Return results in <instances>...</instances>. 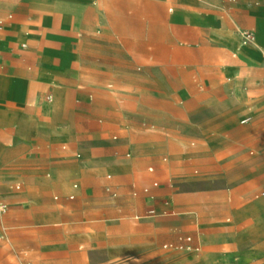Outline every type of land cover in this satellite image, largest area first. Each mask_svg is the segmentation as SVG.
Here are the masks:
<instances>
[{"label": "crops", "instance_id": "1", "mask_svg": "<svg viewBox=\"0 0 264 264\" xmlns=\"http://www.w3.org/2000/svg\"><path fill=\"white\" fill-rule=\"evenodd\" d=\"M217 1L0 0V202L8 207L0 221L179 219L186 225L198 222L192 210L201 205L209 209L203 219H264V188L255 195L260 201H248L249 192L230 209L222 190L174 191L168 181H189L192 168L207 166L236 195L264 175V0H230L226 20L213 10ZM165 5L199 38L196 56L184 66L139 55L155 39V12ZM240 31H252L254 42L241 47ZM175 95L185 107L173 105ZM257 113L252 141V129L243 135L236 119L251 116L249 124L239 121L249 126ZM114 128L116 142L104 141ZM63 143L84 151L83 166L64 160ZM253 151L261 155L258 165L248 158ZM65 169L81 173L82 189L73 182L52 202L63 199L69 216L42 198L45 173L54 175L49 187L60 190L57 174ZM108 172L113 177H104ZM249 229L245 235L260 228ZM177 244L198 251L190 237Z\"/></svg>", "mask_w": 264, "mask_h": 264}, {"label": "rangeland", "instance_id": "2", "mask_svg": "<svg viewBox=\"0 0 264 264\" xmlns=\"http://www.w3.org/2000/svg\"><path fill=\"white\" fill-rule=\"evenodd\" d=\"M157 1L163 3L162 0ZM201 2L209 4L210 0ZM217 2L213 10L218 11L222 19H228L227 10L225 12L223 9L225 10L231 1ZM155 14V39L143 44L139 55L145 62L150 57L157 61L170 58L175 63L173 65L184 66V61L196 56L199 38L181 24L176 9L173 13H168L165 5L163 11H156ZM231 29L238 35L239 29L233 26ZM95 31L96 29L92 31V35L99 37L95 35ZM79 34L81 37L85 35L83 31L76 32V36ZM172 103L176 107H185L186 100L175 95L172 97ZM255 115L249 126L239 125L240 116L236 119V126L243 131V135H249L248 129H252V141L258 139V135H255L258 127L254 121L259 114ZM78 132H81V138L84 137L83 129L80 128ZM113 136L118 139L116 128L104 136V141L116 142L112 140ZM63 144L67 147L64 160L83 166L88 159L84 151H73L69 149L68 144ZM128 152L122 153L123 158ZM77 154L81 155L80 159H76ZM248 158L258 165L261 155L253 151V156L248 155ZM149 166L150 164H145V169ZM195 169L198 171L196 175L193 174ZM45 174H50V178H44L47 185L42 192L44 203H53L56 209L69 216L66 208L62 207L64 200L54 203L52 197H65L73 182H77L82 189L81 173L72 169L59 171L57 187L60 190L49 187L54 178L52 172ZM107 175L113 177L110 172L104 177ZM189 179L186 182H178L175 179L168 181L174 185V191L191 187L194 190L203 189L202 194L205 195L222 190L230 209L236 207L239 197L249 192L248 201L264 199L257 200L255 197L264 188V175L255 177L247 191L236 195L230 191L233 184L227 182L226 178H215L207 166L192 168L189 171ZM18 183L23 185L20 181L15 182V185ZM22 187L18 193H22ZM208 210V207L203 205L196 207L192 213H196L198 222L186 225L180 224L177 221L179 219H56L49 223H40L36 219H1L0 235L3 240L0 241V264H264V219H231V216H226L225 219H203V215L209 213ZM134 215L131 214L130 218ZM178 216L176 212L175 216L171 217ZM251 227L260 229H253L250 235H245ZM73 234L87 235L86 237L90 238L73 243L69 241ZM178 237H190L198 251H188L184 245H176ZM170 244L171 249H163L164 245ZM151 249L156 250L154 254H147ZM126 251L130 254L118 258L114 256V253L121 255L127 253Z\"/></svg>", "mask_w": 264, "mask_h": 264}, {"label": "built area", "instance_id": "3", "mask_svg": "<svg viewBox=\"0 0 264 264\" xmlns=\"http://www.w3.org/2000/svg\"><path fill=\"white\" fill-rule=\"evenodd\" d=\"M239 37H240V46L244 47L247 46L251 43L254 42L255 40V35L252 31H240L239 32ZM252 121V117L251 116H247L244 119L241 120L240 124L241 125H246L249 124ZM76 188V186H74ZM154 187H157V183H154ZM19 189V188H17ZM145 193H148V190H144ZM262 195H264V192L262 193ZM74 197L71 196L69 197V200H73ZM8 207L3 204L2 202H0V213H5L7 211ZM148 215H155L154 211H149ZM190 242V239H187V243ZM187 250H191V248L186 247Z\"/></svg>", "mask_w": 264, "mask_h": 264}]
</instances>
